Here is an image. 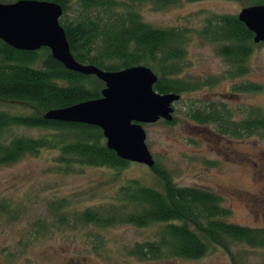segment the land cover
I'll use <instances>...</instances> for the list:
<instances>
[{"label": "trees", "instance_id": "1", "mask_svg": "<svg viewBox=\"0 0 264 264\" xmlns=\"http://www.w3.org/2000/svg\"><path fill=\"white\" fill-rule=\"evenodd\" d=\"M40 1L60 6L58 23L78 63L107 71L144 65L157 76L154 91L177 92L175 74L183 57L184 30L152 26L143 21L139 9L142 4L161 8L176 0ZM200 35L224 42L217 50L228 57L242 55L252 37L235 15H213ZM102 88L103 83L95 76L64 68L45 47L18 50L0 40V165L43 150L52 153L53 163L61 171L71 170L74 164L109 169L127 165L128 161L105 146L98 127L43 117L48 110L99 98ZM21 129H36L39 134L28 135ZM155 167L160 183L157 189L131 180L119 186L106 203L83 209L77 215L80 221L103 227L158 224L154 240L136 243L129 250L138 258L197 259L210 244L225 246L226 240L264 247L263 230L224 220L230 212L220 205L215 193L178 186Z\"/></svg>", "mask_w": 264, "mask_h": 264}, {"label": "rangeland", "instance_id": "2", "mask_svg": "<svg viewBox=\"0 0 264 264\" xmlns=\"http://www.w3.org/2000/svg\"><path fill=\"white\" fill-rule=\"evenodd\" d=\"M258 2L264 0H176L161 8L150 4L139 7L146 23L184 30L180 77L188 86L196 87L183 95L184 103L204 100L208 92L204 87L206 74L214 76L222 62L216 54L221 42L200 35L206 20L213 15L236 14L241 7ZM244 63L248 68L245 81L253 79L260 88L255 93L242 94L239 100L250 103L249 106L256 103L264 113V42L256 43ZM226 81H218L212 91H219L223 84L226 87ZM171 107L175 116L172 123L160 118L142 124L144 143L156 169L164 171L178 186L211 190L218 197L224 195L220 190L225 185L260 192V187L251 183L249 172L234 166L230 159L221 158L213 167L209 166L206 161L211 155L201 136L191 128L183 102H173ZM20 131L32 136L39 134L36 129ZM261 142L263 150L264 141ZM51 156V152L43 150L0 165V264H264V247L228 240L224 241L225 246L210 244L197 259L132 255L129 250L136 243L155 239L158 224L103 227L83 223L77 215L85 208L106 203L119 186L131 180L157 189L160 183L155 170L129 162L120 169L74 164L71 170L61 171ZM261 165L264 168L263 162ZM253 206L234 202L229 208L232 212L224 220L244 226L258 225L247 214H258Z\"/></svg>", "mask_w": 264, "mask_h": 264}, {"label": "water", "instance_id": "3", "mask_svg": "<svg viewBox=\"0 0 264 264\" xmlns=\"http://www.w3.org/2000/svg\"><path fill=\"white\" fill-rule=\"evenodd\" d=\"M58 4L40 0L0 2V40L18 50L48 49L50 56L68 70L93 75L103 83L100 97L51 109L44 118L83 123L100 129L105 146L128 162L151 168L153 160L144 143L142 124L172 119V92L158 93L156 75L144 65L107 71L78 63L70 54L58 23ZM237 18L252 33L253 42L264 41V4L243 7Z\"/></svg>", "mask_w": 264, "mask_h": 264}, {"label": "flooded vegetation", "instance_id": "4", "mask_svg": "<svg viewBox=\"0 0 264 264\" xmlns=\"http://www.w3.org/2000/svg\"><path fill=\"white\" fill-rule=\"evenodd\" d=\"M257 4H264V2L252 5ZM238 12L231 15L237 17ZM256 43L258 42H253L251 37L247 50L244 53L242 52V55L228 57L219 54L218 50L216 51L222 62L218 66L219 69H215L214 76L213 73L206 74L204 87L207 88L208 92L205 93L204 100L196 99L184 103L183 95L195 90L196 87L194 88L193 85L188 86L181 80L182 63L178 62L175 79L178 80L179 87L177 92L174 93L177 97L174 102H183L184 108H186L184 114L191 122V128L205 142V148L211 155L210 158L207 157L208 160L206 161L209 166L213 167L221 158L230 159L234 166L249 172L251 183L260 187V192H251L243 187L225 185L222 190L218 189L224 192L225 195V197L220 195L219 203L230 210L229 212H232L229 208L234 202H243L246 206L252 203L253 208L258 210V214L249 212L247 214L252 222L258 223V225L245 227L264 231V204L261 203L264 202V185L260 183L261 181L264 183V168L261 165L263 162L264 167V148L263 150L261 148V141H264V113L256 103L253 102L249 106L250 103L239 100L242 94L255 93L260 88V85L253 79L247 78L245 81L248 68L244 61ZM222 44L224 42H221L220 46ZM220 80H228L229 82L226 81V87L223 84L222 89L219 91H212L213 86ZM181 83L183 86H181ZM234 100L237 101L234 102ZM174 117L172 116L173 121H175ZM252 193L258 195L252 196Z\"/></svg>", "mask_w": 264, "mask_h": 264}]
</instances>
